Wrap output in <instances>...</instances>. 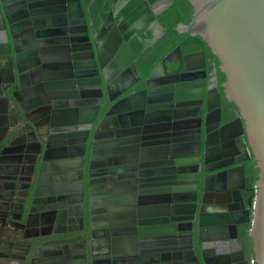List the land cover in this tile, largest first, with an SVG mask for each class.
<instances>
[{"label":"water","instance_id":"1","mask_svg":"<svg viewBox=\"0 0 264 264\" xmlns=\"http://www.w3.org/2000/svg\"><path fill=\"white\" fill-rule=\"evenodd\" d=\"M165 1L154 6L144 1L139 17L119 27L115 19L126 4L121 0L91 40L81 0H0L10 56L8 63L0 61V131H18L8 120L11 103L40 145L38 161L25 174L29 184L21 213L4 216L2 232L8 240H26L21 233L35 213L39 221L34 226H63L54 232L36 229L20 251L0 246V264H63L64 259L68 264H236L231 242L237 239L241 248L238 226L247 223L255 263L264 264V0H188L191 20L176 28L201 37L218 59L226 99L240 112L226 128L242 130L245 122L246 131L235 136L246 135L249 160L252 156L259 178L240 220L234 204L243 203L244 161L208 166L210 125H218L221 105L220 95L206 88L205 52L184 54L176 47L152 69L143 89L122 97L143 79L128 41L148 26L154 31L149 47L167 33L158 20L169 8ZM69 34L80 52L74 56L54 47ZM28 57H35L37 66L29 94L21 76ZM24 96L39 107L37 119L27 116ZM204 100L205 159L196 169L203 132L196 130L202 125L196 118ZM175 102L183 107L186 131H172ZM40 131L53 133L56 143ZM75 131H84L83 156L89 145L86 177L84 168L78 178L77 167L70 165L76 157ZM177 134L182 135L180 143L173 139ZM8 136L13 139L11 132ZM98 145L101 161L95 165ZM53 158L68 165L66 178L58 179ZM216 171L220 173L209 174ZM95 182L101 184L98 193L93 191ZM38 203L47 206L35 207ZM99 204L104 222L100 233L94 224Z\"/></svg>","mask_w":264,"mask_h":264},{"label":"flooded vegetation","instance_id":"2","mask_svg":"<svg viewBox=\"0 0 264 264\" xmlns=\"http://www.w3.org/2000/svg\"><path fill=\"white\" fill-rule=\"evenodd\" d=\"M5 21L0 14V61L8 63L10 56L8 53V45L6 43L7 39V33L5 30ZM88 25V24H87ZM119 27H122L123 24H117ZM89 29V25H88ZM88 35L91 37V40L93 39V36L91 35L90 29L88 31ZM72 35H64L62 36V42L56 41L54 47L61 49L63 54H70L71 56H74L76 54H79V48L75 46V44L72 43L70 38ZM32 44V41L28 39L26 41V44ZM25 44V45H26ZM75 47H74V46ZM31 46V45H30ZM81 47L85 46L84 43L80 45ZM36 44L30 47L31 53L36 52ZM205 52L206 57V67L204 68V71L206 72V88L208 91H216L220 95V107H221V118L216 127L211 124L210 131V144L208 147V166L209 167H217L219 166L223 161H226L228 159L233 160H243L244 163H242L245 167V180H244V186L245 189L242 191L243 195V203L245 206H243V203L240 204L239 201H237L236 204L238 205V209L236 213H238V219H243L245 217L244 212H241L244 207L245 209H249V203L251 200H253V197L256 193V181L255 179V165L253 164V157L251 156V159L249 160V152H248V143L246 140V135L241 137H236L237 131H246V125L244 120L241 121L242 123V130H239L237 127L233 128H226L227 126L235 123L240 118V112L238 107L232 103L229 102L226 99L225 96V89L223 87V84L226 80L225 75L221 72L219 69V61L216 57H214L211 53L210 55V49L208 52L207 50H200L195 52ZM25 52V49L23 50ZM192 52V53H195ZM188 54V53H186ZM33 55V54H32ZM35 57H28L22 61V69L23 73L22 76V84L26 92L29 94L32 92L33 86H34V80L37 77V66L33 65ZM148 77L144 78L139 81L137 84H135L130 90H128L126 93L122 95L126 96L131 94L132 92L141 90L145 87V80ZM213 96V95H212ZM25 104V108L27 111V116L30 119H37V117L41 114L39 107L35 105V102L27 96H24L23 100ZM108 105V101L105 98V105ZM111 105V104H110ZM109 105V106H110ZM103 106V107H104ZM41 108V107H40ZM182 106L179 105V102H175V106L173 108V116L177 115L174 119L177 122L173 126L172 131H186V129L183 127L185 124L182 122L183 118L180 117ZM104 109V108H103ZM102 109V110H103ZM99 115V117L102 114ZM208 114L207 110V104L206 100L203 101L201 105V113L196 118V121L199 119H202V125L198 128H196L197 131H203L201 133V151L200 154H197L195 156V162L196 169L201 166L202 161L205 159V125L204 121ZM102 117V116H101ZM17 128L18 131H0V140L2 138L3 141L0 143V152L2 151V155L0 156V246L6 247L11 252L20 251L22 244L24 242H28L31 238V236L35 235V231L42 230L44 232H54L55 230L63 229V226L59 225H49V227L42 228V226H34L38 225V213H35L32 215V217L29 219L30 227L28 230L21 233V236L26 237L22 239L20 237L18 240L7 239V236L3 235L2 229H3V223L5 222L3 218L4 216L13 215V217H18L21 213L22 201L24 200L25 196V189L29 184V176H25V174L29 175L32 172V167L35 165L37 159V153L40 151V145L37 141V135L35 134V131H27L28 126L26 125L25 120L23 119V114L21 113L19 116L17 115V112L13 105L9 103V119ZM1 128V127H0ZM226 128V129H225ZM9 132H11V136L13 135V139H11L8 135ZM44 137L49 139L51 141V144H55L56 140L53 138L54 134L50 131H40ZM76 136L72 138V140L75 141V143L72 144V147L74 148V155L76 157L72 162H70V165H74L77 167V170L75 172V176L79 178L82 168H84V177H86V171L88 166V154H89V145L86 149L85 156L81 153L84 150L85 147V136L84 131H75ZM182 135H174L173 139L177 142H181ZM12 143V145H11ZM67 152H70L68 149ZM102 148L100 146H97V150L94 152V164L98 165L100 163L101 159V153ZM26 153V154H25ZM54 154V153H53ZM231 154L228 158H225V155ZM52 155V153H51ZM236 157H235V156ZM234 156V157H233ZM51 166L53 167L54 171L59 174L58 179H64L67 176L65 175V169L66 166H68L65 163H62L60 161H57L56 159H50ZM229 168L222 169L221 171L228 170ZM47 170H44L43 173H51L52 172H46ZM62 173V174H61ZM220 173V171L211 172L209 174H215ZM98 173L94 172L93 180L96 181L98 179ZM97 175V176H96ZM56 176H54L55 178ZM24 178V179H23ZM101 184L98 182H95L93 184V191L95 193H98V191H101L100 186ZM242 183L237 182V187L241 186ZM99 189V190H98ZM227 193V192H226ZM236 197V199L239 198L237 194L233 195ZM100 196H95V201H99ZM41 200V198H39ZM47 206V203H38L35 205V207H43L45 208ZM42 208V209H43ZM100 204L98 207L94 209L95 211V227L96 231L98 233L102 232L104 229L100 228L101 221V213H98V209H100ZM245 211V210H243ZM240 212V213H239ZM251 217H252V210H251ZM100 219V220H99ZM104 224V222H103ZM247 225H251V223L243 224L238 226V237L241 240V248L239 247V244L237 243V239L232 240L231 242V248H235L236 252L232 256L231 261H235L236 264H256L255 263V257L253 253V243L249 236L250 228L247 231V235H244L245 227ZM103 227V225H102ZM41 231V232H42ZM38 232V231H37ZM230 235L233 236V232L230 231ZM30 237V238H29ZM21 246V247H19ZM99 248L97 249V251ZM243 251V258L241 255V251ZM100 254V252H99ZM101 256H98V259H100ZM70 263L69 260L64 259L63 264Z\"/></svg>","mask_w":264,"mask_h":264},{"label":"trees","instance_id":"3","mask_svg":"<svg viewBox=\"0 0 264 264\" xmlns=\"http://www.w3.org/2000/svg\"><path fill=\"white\" fill-rule=\"evenodd\" d=\"M84 8L87 24L91 35L94 37L105 22L109 12L115 10L121 0H81ZM126 4L120 9L116 19V24L130 25L140 15L142 9L139 6L147 1L150 6H154L161 0H125ZM165 3L169 8L160 15L158 20L167 30V33L159 39L154 45L148 46L154 38V31L150 26L140 32H135L128 45L136 54V66L144 78L148 77L152 69L161 62V60L176 47H181L182 52L192 53L209 48L203 39L199 36L181 34L177 31L179 24H187L191 20L192 7L188 0H167ZM211 55V52H210ZM103 115V113L101 114ZM258 170L255 172L254 181L258 180ZM250 225L245 227L244 235Z\"/></svg>","mask_w":264,"mask_h":264},{"label":"crops","instance_id":"4","mask_svg":"<svg viewBox=\"0 0 264 264\" xmlns=\"http://www.w3.org/2000/svg\"><path fill=\"white\" fill-rule=\"evenodd\" d=\"M102 225L104 226L103 222L101 221V223H100V228H102Z\"/></svg>","mask_w":264,"mask_h":264}]
</instances>
